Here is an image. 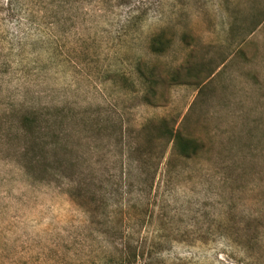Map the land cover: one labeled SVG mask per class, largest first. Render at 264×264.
Instances as JSON below:
<instances>
[{
    "label": "rangeland",
    "instance_id": "374dc122",
    "mask_svg": "<svg viewBox=\"0 0 264 264\" xmlns=\"http://www.w3.org/2000/svg\"><path fill=\"white\" fill-rule=\"evenodd\" d=\"M0 264H264V0H0Z\"/></svg>",
    "mask_w": 264,
    "mask_h": 264
},
{
    "label": "trees",
    "instance_id": "16d2710c",
    "mask_svg": "<svg viewBox=\"0 0 264 264\" xmlns=\"http://www.w3.org/2000/svg\"><path fill=\"white\" fill-rule=\"evenodd\" d=\"M161 135H162L161 137H158L161 138L158 140L161 142V148L163 147L162 153L158 157L160 160L163 159L167 148L168 149L170 148L171 150H177L176 151L177 154L181 156L183 159H189L191 156L195 155L198 151V147H199L198 143L196 141L183 138L177 130H174L172 128L168 129L164 127ZM159 164L160 162H158V165ZM28 166L34 168V166L30 165V163H28ZM72 191H74V193H71ZM79 191H80L79 185L73 182L68 192L73 199L75 196L79 195Z\"/></svg>",
    "mask_w": 264,
    "mask_h": 264
}]
</instances>
